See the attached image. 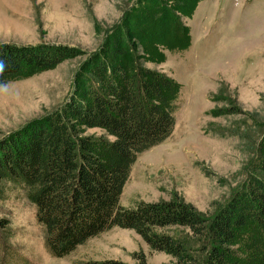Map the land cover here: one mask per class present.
Wrapping results in <instances>:
<instances>
[{
  "label": "rangeland",
  "instance_id": "obj_1",
  "mask_svg": "<svg viewBox=\"0 0 264 264\" xmlns=\"http://www.w3.org/2000/svg\"><path fill=\"white\" fill-rule=\"evenodd\" d=\"M182 5L184 0H0V41L79 50L53 68L1 85L0 138L61 108L84 59L118 27L143 65L180 85L173 132L137 155L119 204L179 198L212 217L253 175L264 177L257 165L264 147V0H197L190 10H175ZM104 132L88 127L82 134ZM35 214L21 193L0 200V218L7 220L0 227V264L132 263L139 254L148 264H178L118 226L54 256ZM168 230L191 256L187 264H204L207 236L184 226ZM248 231H240L232 246L240 255L249 250Z\"/></svg>",
  "mask_w": 264,
  "mask_h": 264
},
{
  "label": "trees",
  "instance_id": "obj_2",
  "mask_svg": "<svg viewBox=\"0 0 264 264\" xmlns=\"http://www.w3.org/2000/svg\"><path fill=\"white\" fill-rule=\"evenodd\" d=\"M196 1L184 0L175 10H190ZM78 53L68 45L0 41V60L7 65L0 86ZM77 75L78 84L61 108L0 138V200L21 193L34 204L50 253L68 255L88 238L118 226L187 264L191 256L168 230L184 226L208 237L204 264H264V177L253 175L210 218L179 198L119 204L137 155L173 132L179 83L143 65L118 27L100 51L84 59ZM88 127L105 132L83 135ZM257 163L264 171V147ZM6 222L0 218V227ZM242 230H249L250 245L240 255L232 246ZM135 259L77 264H148L142 254Z\"/></svg>",
  "mask_w": 264,
  "mask_h": 264
},
{
  "label": "clouds",
  "instance_id": "obj_3",
  "mask_svg": "<svg viewBox=\"0 0 264 264\" xmlns=\"http://www.w3.org/2000/svg\"><path fill=\"white\" fill-rule=\"evenodd\" d=\"M7 65H6V62L3 61V60H0V73H3L6 69ZM2 87V86H0Z\"/></svg>",
  "mask_w": 264,
  "mask_h": 264
},
{
  "label": "water",
  "instance_id": "obj_4",
  "mask_svg": "<svg viewBox=\"0 0 264 264\" xmlns=\"http://www.w3.org/2000/svg\"><path fill=\"white\" fill-rule=\"evenodd\" d=\"M35 119V118H34ZM31 120H33V119H31ZM31 120H29V121H27L26 123H24L22 126H24V125H26L27 123H29ZM21 126V127H22ZM20 128V127H19Z\"/></svg>",
  "mask_w": 264,
  "mask_h": 264
}]
</instances>
